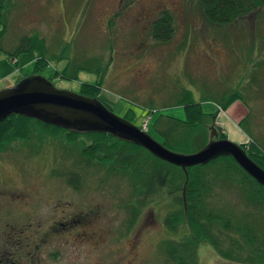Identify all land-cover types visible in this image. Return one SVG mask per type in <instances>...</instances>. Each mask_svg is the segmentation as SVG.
Returning a JSON list of instances; mask_svg holds the SVG:
<instances>
[{
	"label": "rangeland",
	"instance_id": "obj_1",
	"mask_svg": "<svg viewBox=\"0 0 264 264\" xmlns=\"http://www.w3.org/2000/svg\"><path fill=\"white\" fill-rule=\"evenodd\" d=\"M163 8L173 16L174 33L169 41L157 42L150 38L149 28ZM0 20L5 26L0 38V89L39 75L49 77L57 88L86 95L80 84L100 79L102 103L120 117L130 111L131 122L160 143L163 136L153 128V118H144L150 106L157 110L151 117L161 112L184 119L182 106H164L175 104L182 88L189 89L206 113L217 111L222 93L237 90L240 97L235 103L226 110L219 105L216 116H206L198 129L208 140L214 127L217 138L240 143L252 160L262 163L256 155L264 157V9L214 26L203 20L197 0H4ZM24 36L36 39L31 57L9 56ZM68 60L87 67L92 60L93 71L82 69L77 80L50 78ZM187 129L173 137L182 142L176 139L164 146L184 154L196 151L200 141H192L193 133L187 136ZM61 132L65 142L49 137L42 143L39 138L25 142L27 134L22 133L0 148V231L18 227L28 235L38 217L44 224L55 207L78 204L84 194L88 209L98 206L104 212L106 231L117 228L123 238L130 228L140 258H177L182 251L200 264H264V198L251 195L235 177L225 183L212 181L205 198L207 207L228 217V234L218 233L230 254L226 257L204 234L206 239L201 237L192 247L176 243H183L189 229L178 214L184 183L177 190L169 182L171 174L177 175L175 170L136 144L98 140L92 132ZM0 133L6 137L10 132L0 129ZM79 150L91 159L89 165L83 163L93 170L82 165L79 170L73 164L77 160L69 153L79 155ZM136 160L148 168L149 176L132 182ZM100 162H106L103 168L123 167L124 174L105 168L101 174L95 169ZM210 227L215 228L209 230L213 234L216 228L224 229ZM117 252L119 257L125 255L123 248H117L112 257Z\"/></svg>",
	"mask_w": 264,
	"mask_h": 264
},
{
	"label": "trees",
	"instance_id": "obj_2",
	"mask_svg": "<svg viewBox=\"0 0 264 264\" xmlns=\"http://www.w3.org/2000/svg\"><path fill=\"white\" fill-rule=\"evenodd\" d=\"M3 1L4 0H0V4ZM197 3L201 11V16L203 20L214 26L232 24L239 19H242L246 16H250L252 14L257 13L259 10L264 9V0H197ZM157 15L158 16L154 18L153 21H151V25L149 28L150 38L157 42H167L171 39L174 33L173 16L169 11L164 10V8L161 11L157 12ZM4 30H5L4 22L0 20V38L3 35ZM34 42H36V39L34 38L31 39L30 36H24L20 38L16 46L9 51V56L13 57L18 55H22V56L24 55L23 57L26 56V58L31 57V55L35 51ZM0 49H2L1 46ZM91 62L92 60L90 61V63L87 64L88 65L87 67L86 64L83 65L82 63V65H80V63H72L69 62L68 60L67 63L62 67V69H55L52 75L50 76V78L57 75V77H60L59 79L77 80L78 75L82 69H88L90 71L91 70L93 71ZM47 79H49V77ZM80 85H81L80 91L82 93L86 95H93L92 97L95 96L98 100H100V98L98 97V94L101 90L100 79L91 83L82 82ZM182 89L183 92L180 94L179 97L176 98L177 100L175 104L169 103L164 106H169V105L182 106L185 114L184 119H179L171 115H164L161 112H159L160 114H156L157 116L151 117L153 114L157 112V110L153 111L152 110L153 107L151 106L145 112L144 118L148 117V120L149 119L151 120L153 118L152 119L153 128L156 130V132H159L163 136L162 138L164 142H161L162 145H166V143L171 144V142L176 139L177 142H182L179 140L178 137L176 138L173 137L175 136V134H178V132H182V133L186 132V129L188 128L187 132H189V134L187 136H190L193 133V137L191 138V140L194 141L199 139L200 144L198 146V149H200L209 140L206 139L207 138L206 132L205 131L201 132L198 129L200 123H202V121L206 116L208 118L209 117L213 118L214 116H216V113L217 111H219L220 107H222L223 110H226L231 104H233L240 97V93L237 90L231 91L229 93H222L220 95V98L216 101L218 102L217 111L215 113H206L202 110L200 102L194 100V98L192 97V93H190L189 89L188 90L184 88ZM132 115L133 114L130 111H127L125 114L126 116L125 118L131 121L130 118L132 117ZM185 123H187V125L185 126L187 128L183 130L181 127H183ZM239 123H241V121ZM13 125L14 127H11ZM0 129L10 132L9 134L6 135V137L3 135V133L2 134L0 133V148L4 147V145L6 146L9 145L8 144L9 142H7L9 138L14 139L15 135L20 136L19 134L22 135V133L27 134L25 138L28 139L25 142H30L33 139L38 140L39 138L38 143L39 142L42 143L47 137L52 138L55 142H57L58 140L60 142L64 141L63 134H61L62 133L61 131H66V132L69 131L68 132L69 135H71L72 133L81 132V131L65 129L52 124H47L35 118L20 114L8 115L0 122ZM87 132H92L93 134L92 137H95V139L97 138L98 140H100L99 138H103V140L107 138H111L112 140L113 139L116 140L117 142L116 144H119V141L117 140H122L113 137L111 134L106 132L85 131L84 133ZM94 133L100 136H95ZM69 135L66 137V139L69 138ZM70 138L72 137L70 136ZM122 141L127 142L128 144L131 143L130 145L134 144L129 141H125V140ZM122 144L123 143H120V146ZM68 145L70 144H67L66 146ZM109 146L110 145L107 146L108 149ZM77 153L79 155H75L73 153H69V154L70 156H73L75 160H77L73 164L75 166H78L79 170H83L81 164L85 161L84 163L88 162L87 164L89 165L92 161L90 158L84 155V153H86L84 150H79V152ZM256 153L258 154V150L254 149L252 155L255 157L254 154ZM152 157L156 160L162 161L154 156ZM256 159L262 161V163L260 162L261 163L260 166L263 167L264 169V157L262 155L261 156L256 155ZM96 164H98L99 166H97V168L95 169L101 174L102 172L104 174L105 169L107 172L110 173H116L121 175L124 174L123 167L106 168L105 166L104 169L103 166L106 164V162H102V163L100 162ZM132 165L135 166L134 174L130 175L131 176L130 179H132V182L134 179L135 180L138 179V181H140L143 180L145 177L149 176L148 168L144 165H141V162H139L138 160H136L134 164L132 163ZM164 165H168L169 168L177 172V175L171 174L172 178H170L169 180V182L173 184V188H177V190H180L182 184L184 183V189H185L184 196H185L186 207L184 208V201L182 199L181 200L182 205L178 211L179 212L178 214L181 216V217L179 216L181 223L184 222V224L187 226V230L189 229L188 230L189 233L187 236L185 235L184 238L182 239V241L184 240L183 244H189L192 247V244H194L195 246L196 242H201L202 240L201 237L204 239L207 238L209 244H211L219 253H221L222 255L224 254L223 256L226 257L230 256V254L222 247L221 238L224 240V237L223 236L219 237L218 235V233H220L221 231L224 232L225 235L228 234L230 228L229 223L226 220L228 217L225 215L224 212L220 213L219 211H215L209 205L207 207L205 204V198L208 194V191L210 190L212 181H222V183H225L227 179H230V177H235L237 182L241 185V187L247 190L251 195L256 197L259 196L257 198H264V187L262 185L260 186L259 183H257L252 177H250L247 173H245L235 163V161L231 156H222L213 159L204 165L200 164V165L187 167L186 168L187 174H185L183 169L180 167L171 165L166 162H164ZM83 167L86 168L85 166ZM211 167H217V168H213L211 170L210 169ZM89 168L93 170V168H91L90 166ZM134 175L137 176L135 177ZM73 177L77 178V174L74 173ZM177 179L179 180V182L177 181ZM224 219L226 221H224ZM214 224L221 225L222 227H224V229L216 228L217 232L216 234L215 233L213 234L212 232L215 231V228L210 226ZM209 230H211L212 232ZM203 234L206 238L202 236ZM190 256L188 254H183L182 251H178V257L170 258L169 262L174 264H187L186 262H183L181 259H186V258L193 259V257Z\"/></svg>",
	"mask_w": 264,
	"mask_h": 264
},
{
	"label": "water",
	"instance_id": "obj_3",
	"mask_svg": "<svg viewBox=\"0 0 264 264\" xmlns=\"http://www.w3.org/2000/svg\"><path fill=\"white\" fill-rule=\"evenodd\" d=\"M10 114L26 115L74 131L109 133L144 148L166 163L182 168L185 174L187 167L231 156L245 173L264 187V169L247 155L239 143L217 138L214 127L208 142L197 151L187 154L174 152L141 127L114 114L96 97L57 88L44 76L28 75L18 83L0 89V122ZM182 190L185 208L184 186Z\"/></svg>",
	"mask_w": 264,
	"mask_h": 264
},
{
	"label": "flooded vegetation",
	"instance_id": "obj_4",
	"mask_svg": "<svg viewBox=\"0 0 264 264\" xmlns=\"http://www.w3.org/2000/svg\"><path fill=\"white\" fill-rule=\"evenodd\" d=\"M81 165L88 169L86 164ZM80 201L55 207L44 224L38 217L28 235L25 228H3L0 231V264H174L168 258L138 257L130 228L123 238L117 228L106 231L104 212L98 206L88 209L84 194ZM29 248H34V252ZM117 248H123V257H119L118 252L112 257ZM181 260L187 264H200L199 259Z\"/></svg>",
	"mask_w": 264,
	"mask_h": 264
},
{
	"label": "crops",
	"instance_id": "obj_5",
	"mask_svg": "<svg viewBox=\"0 0 264 264\" xmlns=\"http://www.w3.org/2000/svg\"><path fill=\"white\" fill-rule=\"evenodd\" d=\"M234 103H235V102H234ZM234 103H233V104H234ZM230 108H231V107H230ZM233 122H236V121H235V120H233Z\"/></svg>",
	"mask_w": 264,
	"mask_h": 264
},
{
	"label": "built area",
	"instance_id": "obj_6",
	"mask_svg": "<svg viewBox=\"0 0 264 264\" xmlns=\"http://www.w3.org/2000/svg\"><path fill=\"white\" fill-rule=\"evenodd\" d=\"M145 126H146V124H145Z\"/></svg>",
	"mask_w": 264,
	"mask_h": 264
},
{
	"label": "clouds",
	"instance_id": "obj_7",
	"mask_svg": "<svg viewBox=\"0 0 264 264\" xmlns=\"http://www.w3.org/2000/svg\"><path fill=\"white\" fill-rule=\"evenodd\" d=\"M240 144V143H239ZM241 145V144H240Z\"/></svg>",
	"mask_w": 264,
	"mask_h": 264
}]
</instances>
